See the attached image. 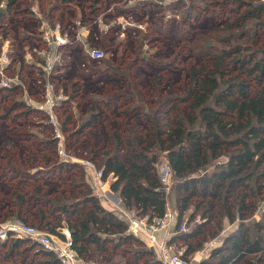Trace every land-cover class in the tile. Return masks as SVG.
I'll list each match as a JSON object with an SVG mask.
<instances>
[{"label":"trees","instance_id":"trees-1","mask_svg":"<svg viewBox=\"0 0 264 264\" xmlns=\"http://www.w3.org/2000/svg\"><path fill=\"white\" fill-rule=\"evenodd\" d=\"M45 1L55 8L69 5L74 0ZM101 2L91 0L92 14L98 12ZM15 3L16 0L7 1V7L0 9V20L8 15L13 20L14 16L8 10H12ZM148 3L140 2L134 7L143 8ZM176 3L174 7L182 4L181 1ZM237 3L233 7H246L238 19L237 31L228 28L229 34L239 39L247 38L251 43L242 47L229 44L226 39L227 45L217 51L195 52L207 61L199 67L189 68V80L181 92L158 95L156 110L145 113L151 121L150 131L141 134L134 125L127 128L126 136L114 131L111 150L103 154L100 163H96L103 178L111 175L110 188L119 193L125 205L152 218L163 215L167 209L166 186L157 168L159 152H165L175 176L177 226L192 205L190 221L196 214L200 216V220L189 229L170 237V242L186 246L185 255L194 253L209 237L215 236L222 228L224 216L230 222L239 220L238 226L224 236L208 258L198 264H264V42H257L258 29L264 28V0H237ZM191 13L189 8L187 17ZM63 19L62 15L54 17V21L64 24ZM249 19L252 22L246 26ZM73 44L74 40L60 44L62 60L55 64L52 72L60 65L65 69L70 66ZM90 46L99 47L92 43ZM19 61L22 70L24 61ZM228 64L239 73L226 75ZM19 75L21 77V73ZM41 79L44 81V76ZM40 82L43 83L42 80ZM18 86H2L0 90ZM55 86L65 93V98L56 108L80 95L78 80L72 83L55 81ZM117 97L119 95L111 96L104 101L105 105L109 106ZM19 103H24L28 111L38 109L20 100H14L12 106ZM104 109L105 106L100 104L90 108L79 130L98 122L104 115ZM68 119L69 116L66 120L61 118L63 130H66ZM44 144L57 151L55 136L45 139ZM93 159L91 161L95 163ZM46 161L52 165L51 171L59 173L81 168L74 160H52L48 157ZM81 170L79 178L73 181L74 189L67 194L49 198L44 196L41 187L35 189V197L50 204L49 216L42 208L36 211L34 220L37 226L60 233L58 228L67 225L72 246L84 260L104 262L111 255L123 254L124 264H164L154 249L129 230L123 217L102 203L87 181L84 170ZM18 172L20 170L15 171ZM38 172L24 173L30 176ZM17 196L20 202L14 210L16 216L34 224L23 215L25 198ZM259 200H263L261 215L251 220ZM51 215L60 218L57 225L52 224ZM63 215L67 216L65 223ZM25 243H28L26 249L39 256L37 264H62L52 250L43 248L27 236L0 237V246H7L11 251Z\"/></svg>","mask_w":264,"mask_h":264},{"label":"rangeland","instance_id":"rangeland-1","mask_svg":"<svg viewBox=\"0 0 264 264\" xmlns=\"http://www.w3.org/2000/svg\"><path fill=\"white\" fill-rule=\"evenodd\" d=\"M7 1L0 0V9L7 7ZM176 1L182 4L174 7ZM47 2L16 0L12 10H8L14 16L13 20L9 15L0 20V70L5 74L21 73L20 82L10 85L19 84L17 88L0 90V228L18 218L14 212L20 202L17 195L26 200L22 212L29 222L36 224L34 216L40 208L49 216L50 204L37 199L35 189L41 187L44 196L49 198L67 194L74 189L72 184L79 178L81 168L93 191L98 193L96 179L92 174L94 168L87 169L84 164L94 157L95 163L92 162L97 167L96 163L101 162L103 154L112 148L114 131L126 136L127 128L132 125L139 128L141 134L150 131L151 121H148L145 113L156 110L158 95L181 92L189 80V68L199 67L207 61L195 52L217 51L227 45L226 39L229 44L242 47L251 43L247 38H236L228 31V28L237 31L238 19L244 14L246 6L233 7L238 5L237 0H102L95 14L90 12L91 0H74L69 5L55 8H51ZM138 2L152 3L143 8L137 7L131 16L130 6ZM189 8L192 13L187 17ZM60 15L64 18V24L59 20L54 21V17ZM99 16L103 20L93 22ZM251 22V19L247 20L246 26ZM58 25L61 31L68 33L69 38L74 40L71 46L72 60L66 69L64 65L58 66L50 78L54 85L55 81L72 83L78 80L81 86L76 100L54 108L64 136L65 152L81 165V168L60 173L51 171L52 165L46 161L48 157L52 160H60L62 157L58 153L59 141L56 152L44 144V140L54 137L55 132L48 120L47 111L40 107L44 105L46 108L47 101L43 85L45 69L54 58L57 59L56 64L62 60ZM83 26L87 27L88 33ZM85 37H90L91 43L99 45L104 52L107 50L103 57L94 59L89 55L88 50L92 47ZM257 42H264L262 27L258 29ZM44 48H50V52L39 54L38 50ZM3 52H6L8 61H1ZM20 59L24 61L22 70ZM122 59V63L118 64ZM225 73L228 76L234 75L239 70L228 64ZM61 93L65 98L62 89L55 86L51 98L60 103L63 99H59ZM114 95L119 97L106 106L104 101ZM14 100L38 109L28 111L24 103L13 107ZM97 104L105 106L104 115L98 122L79 130L83 117ZM67 115L69 119L65 123L66 130H63L61 118L66 120ZM157 168L166 186L167 208L176 214L175 176L170 170L165 152H159ZM16 170H20V173H15ZM24 172L34 173L29 176ZM101 180L110 194H96L101 201H108L115 211L122 212L123 206L127 205L116 203L115 198L119 193L110 188L111 175L101 177ZM192 209L193 205L184 212L181 219L187 229L200 220L196 214L190 221ZM262 210L263 200H259L250 219L259 218ZM66 219L67 216L63 215L64 223ZM59 221L58 217L51 220L54 225ZM238 222H230L224 216L221 230L190 254L193 260L210 254L214 247L222 243L224 236L238 226ZM27 245L22 244L14 251L7 246H0V264H37L39 256H35L33 250L26 249ZM124 262L123 254L111 255L107 261H99L100 264Z\"/></svg>","mask_w":264,"mask_h":264},{"label":"built area","instance_id":"built-area-1","mask_svg":"<svg viewBox=\"0 0 264 264\" xmlns=\"http://www.w3.org/2000/svg\"><path fill=\"white\" fill-rule=\"evenodd\" d=\"M132 1V0H128ZM161 1V0H160ZM102 17L95 18L93 22H101ZM124 26V24H122ZM59 35H60V44H63L69 40L68 33H65L60 30V26H57ZM78 37L76 38V40ZM62 42V43H61ZM50 48H45L38 50V53L48 54ZM89 55L94 59H100L104 56L105 52L101 47H92L88 50ZM1 56V61L5 62L7 60L6 52H3ZM41 56V55H40ZM56 58L53 62H49L48 68L45 69L46 77L44 82L45 95L47 96V101L45 102L46 108L44 105H41V108H44L47 111V117L51 125L54 127L55 138L57 142H60L58 147V153L63 160L68 159L72 160V156H69L65 152L63 143L64 136L61 130V124L57 114L54 112V108L59 104V100L51 98L52 91L55 87L53 81L50 78V74L55 67ZM45 63V62H44ZM20 82L19 74H5L0 70V85L1 86H10L13 83ZM64 98V95L61 93L59 99ZM86 164V165H85ZM84 164V167L87 169L94 168L93 178L96 179L97 189L99 190L97 194L100 196H108L110 194L109 190L104 187L101 180L102 171L93 165L92 161H89ZM109 182V180H108ZM102 191V192H101ZM116 203L123 204L121 196L118 194L115 198ZM122 212L119 213L127 223L129 230L135 233L136 235L143 236L144 240L148 245L154 247L157 257L164 264H198L200 260L206 259L209 257V254H204L198 260H193L191 255H185L186 246L175 244L169 241V234L171 233V227L173 223L176 222V214L171 211L169 208L166 209V212L161 216H153L149 218L147 215H140L136 212L134 208L128 206H123ZM118 214V215H119ZM177 232L187 230L185 222H180L178 224ZM58 232H51L43 228L38 227L37 225L27 223L20 218H15L12 221L7 222L0 228V237H18V236H27L30 239L37 241L43 248L52 250L56 256L60 259L62 264H98L95 260H84L79 257L77 251L72 246L71 231L64 225L59 227ZM114 264V263H108Z\"/></svg>","mask_w":264,"mask_h":264},{"label":"crops","instance_id":"crops-1","mask_svg":"<svg viewBox=\"0 0 264 264\" xmlns=\"http://www.w3.org/2000/svg\"><path fill=\"white\" fill-rule=\"evenodd\" d=\"M138 3H140V2H138ZM141 3H144V2H141ZM149 3H152V2H149ZM154 4V3H153ZM131 8H129V9H132L131 11H130V15L132 16L136 11H134V9H137V7H134V6H130ZM121 11H123V10H121ZM84 27V26H83ZM85 29H86V32L88 33L89 31H88V29H87V27L85 26L84 27ZM103 32H105V31H103ZM106 33V32H105ZM86 38V41H88V42H90L91 43V40H90V37H85ZM89 43V44H90ZM91 47V46H90ZM102 203L106 206V207H109V208H111V209H113V207L111 206V204L108 202V201H105V200H102ZM113 210H115V209H113ZM177 224H176V222L175 223H173V225H172V227H171V233L169 234V240H170V237L174 234V233H177ZM139 236V235H138ZM140 238H142V240H144L143 238V236L141 237V236H139ZM145 241V240H144ZM146 242V241H145ZM172 243H175V244H178V243H176V242H172ZM147 244V243H146ZM180 245V244H179ZM147 246L148 247H151L152 249H154V247L153 246H151V245H148L147 244ZM98 264H100L99 262H97Z\"/></svg>","mask_w":264,"mask_h":264}]
</instances>
